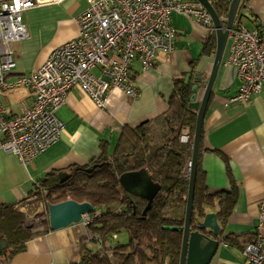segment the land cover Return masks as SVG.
Segmentation results:
<instances>
[{
	"label": "crops",
	"instance_id": "0c3cea01",
	"mask_svg": "<svg viewBox=\"0 0 264 264\" xmlns=\"http://www.w3.org/2000/svg\"><path fill=\"white\" fill-rule=\"evenodd\" d=\"M244 25L264 27V0H247ZM87 8L85 0H64L60 4L36 6L22 15L29 38L11 45L16 68L8 82L28 76L38 69L50 53L78 36L77 16ZM176 30L175 52L158 53L149 71L132 65L131 81L139 97L131 100L119 91L111 93L104 109L96 107L78 88L72 89L56 117L63 125L59 141L25 167L11 154L0 150V205L10 206L25 199L36 183L50 174L111 159L123 133L153 123L169 114L174 82L189 76L196 85L201 76L207 81L214 53L203 54L205 32L181 15H172ZM227 53L217 72L203 121L198 159L203 184L210 194L233 189L236 202L226 222L220 224L221 240L211 264H240L242 249L253 240L255 226L264 202V93L245 104L233 101L239 87L236 69L226 63ZM187 83V84H188ZM198 100L203 95L200 86ZM0 102L13 114L30 107L25 90ZM217 202L206 213L218 211ZM85 230L79 225L49 231L25 244V251L0 264H77L81 262V243ZM228 238V240H227ZM118 242V236L117 241Z\"/></svg>",
	"mask_w": 264,
	"mask_h": 264
},
{
	"label": "built area",
	"instance_id": "2783aa9c",
	"mask_svg": "<svg viewBox=\"0 0 264 264\" xmlns=\"http://www.w3.org/2000/svg\"><path fill=\"white\" fill-rule=\"evenodd\" d=\"M64 0H0V98L25 90L32 99L30 107L11 113L0 102V150L13 155L27 167L56 144L63 125L56 117L69 92L78 88L99 109L115 90L135 100L139 91L131 81L135 62L149 71L162 53L175 52L176 30L172 15H181L202 29L206 39L215 28L206 9L195 0H85L87 8L76 18L78 36L54 49L44 63L28 76L8 82L16 68L12 44L29 38L22 15L36 6L60 4ZM247 0H241L227 42L226 63L236 69L239 87L233 101L248 103L264 93V27L249 30L245 25ZM224 24L226 19H220ZM180 144L192 145L183 134ZM188 169L190 162L188 163ZM41 204L39 211L47 215ZM96 215L86 214L79 225L85 230L89 248L103 246L102 236L89 228ZM42 221V218L36 220ZM111 237V241L116 240ZM103 254L111 248L105 244ZM240 264H264V202L255 226L253 240L242 249Z\"/></svg>",
	"mask_w": 264,
	"mask_h": 264
},
{
	"label": "trees",
	"instance_id": "16d2710c",
	"mask_svg": "<svg viewBox=\"0 0 264 264\" xmlns=\"http://www.w3.org/2000/svg\"><path fill=\"white\" fill-rule=\"evenodd\" d=\"M230 2L211 0L219 19L227 18ZM203 46L204 55L214 53L215 36L206 39ZM226 51L227 46L223 57ZM192 88L193 85L185 84L184 80L175 81L169 114L123 133L112 158L93 162L100 166L90 173L86 169L93 165L72 169L63 182L58 174H50L36 183L22 201L10 206L0 205V240L8 246L5 259L23 253L27 242L50 231L47 215L39 211L41 204L47 209L48 205L74 201L93 207L92 215L96 217L89 230L103 240L102 247L89 248L81 243L83 264H179L180 229L188 191L186 168L192 151V145L180 144L179 138L183 134L193 136L196 116L188 107ZM141 169L161 188L144 216L146 202L127 194L118 182L121 175ZM202 176L197 164L192 220L199 221L217 202V219L223 224L234 208L236 194L233 189L210 194ZM39 216L42 221L36 223ZM123 231L128 236L127 244H118L117 238L111 241L113 235L117 237ZM105 244L110 245L109 255L103 254Z\"/></svg>",
	"mask_w": 264,
	"mask_h": 264
},
{
	"label": "water",
	"instance_id": "95a60500",
	"mask_svg": "<svg viewBox=\"0 0 264 264\" xmlns=\"http://www.w3.org/2000/svg\"><path fill=\"white\" fill-rule=\"evenodd\" d=\"M195 1L199 2L211 17L215 28V51L212 69L207 81L203 84L201 76L196 79V85L192 88V96L188 105V107L195 113L196 117L192 136V151L184 222L182 229H180L182 232V241L179 264H211L218 252L219 244L221 243V240L218 239L221 233V228L216 213H205L203 218L194 223L192 220V211L199 149L206 108L211 97L212 87L217 72L226 50L229 31L231 30L241 3V0H231L228 7L226 22L223 25L211 5V0ZM189 78V76L186 77L185 84L188 83ZM202 85L203 95L201 99L198 100L200 86ZM98 166L100 165H93L86 169V172L90 173ZM58 177L60 181L63 182L67 180L69 176L67 173H59ZM118 182L120 187L127 194L138 199H143L146 202L145 209L142 213L143 216L146 215L153 199L161 189L159 184L153 182L151 176L145 169L125 173L119 177ZM47 212L49 229L54 232L79 224L83 215L92 214L93 207L89 203L79 204L74 201H65L56 205H48ZM7 248V244L0 240V260L5 257ZM77 264L83 263L78 262Z\"/></svg>",
	"mask_w": 264,
	"mask_h": 264
},
{
	"label": "rangeland",
	"instance_id": "374dc122",
	"mask_svg": "<svg viewBox=\"0 0 264 264\" xmlns=\"http://www.w3.org/2000/svg\"><path fill=\"white\" fill-rule=\"evenodd\" d=\"M188 175H189V169L187 166V168H186V178L187 179H188ZM117 236H118V244L125 245L128 243V236L124 231L120 232Z\"/></svg>",
	"mask_w": 264,
	"mask_h": 264
}]
</instances>
